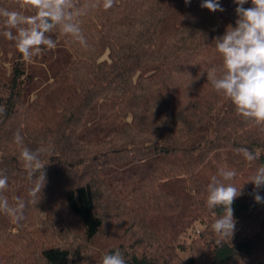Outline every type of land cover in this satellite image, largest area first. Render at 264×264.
<instances>
[{"label":"trees","instance_id":"16d2710c","mask_svg":"<svg viewBox=\"0 0 264 264\" xmlns=\"http://www.w3.org/2000/svg\"><path fill=\"white\" fill-rule=\"evenodd\" d=\"M203 2L115 0L82 18L87 49L54 32L56 47L31 62L0 35V173L25 203L19 220L0 212V264H101L116 249L127 264L264 263V203L246 183L264 164V133L207 80L238 5ZM17 132L48 149L36 205L29 190L42 173L24 170ZM240 147L260 149L259 160L249 165ZM221 168L243 187L234 235L218 244L222 212L205 201Z\"/></svg>","mask_w":264,"mask_h":264},{"label":"clouds","instance_id":"9594fccd","mask_svg":"<svg viewBox=\"0 0 264 264\" xmlns=\"http://www.w3.org/2000/svg\"><path fill=\"white\" fill-rule=\"evenodd\" d=\"M186 4L190 0H184ZM237 19L235 27L229 25L225 33L215 39V49L221 57L218 67L207 72V80L215 92L226 97L234 106L236 114L246 124L254 126L264 133V0H251L252 7L245 8L247 0H234ZM115 0H12L8 6H0V35L11 42L21 54L25 62L43 55L45 50H52L56 42L51 33L58 32L69 37L71 42L88 48V40L82 29V18L90 11L103 7L109 10ZM202 8L209 11H223L218 0H204ZM4 111L0 106V113ZM14 143L19 147V158L23 168L31 179L37 173V183L29 190L31 203L36 199L45 183V163L41 155L48 151L41 145L35 150L24 145L19 132L14 135ZM249 165L259 160L260 149L250 150L247 147L235 149ZM237 172L229 168H221L217 175L210 178L207 185L206 207L209 210L221 209L211 224L212 232L220 244L232 238L235 232L233 204L242 195V187H236L233 181ZM254 185V200L264 203V196L259 189L264 188V164L255 167L246 183ZM8 187V178L0 173V212L22 218L25 207L23 201L16 206L9 203L4 195ZM101 264H127L123 253L116 249L103 255Z\"/></svg>","mask_w":264,"mask_h":264},{"label":"rangeland","instance_id":"374dc122","mask_svg":"<svg viewBox=\"0 0 264 264\" xmlns=\"http://www.w3.org/2000/svg\"><path fill=\"white\" fill-rule=\"evenodd\" d=\"M6 190H7L8 194H9V200L11 201V203L14 206H16L17 201H20L19 200V197H20L19 186L17 185V183L15 184L13 182L12 184L8 185Z\"/></svg>","mask_w":264,"mask_h":264}]
</instances>
